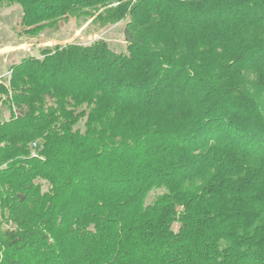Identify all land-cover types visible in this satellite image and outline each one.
I'll use <instances>...</instances> for the list:
<instances>
[{
	"label": "trees",
	"instance_id": "obj_1",
	"mask_svg": "<svg viewBox=\"0 0 264 264\" xmlns=\"http://www.w3.org/2000/svg\"><path fill=\"white\" fill-rule=\"evenodd\" d=\"M10 4L28 37L124 21L126 52L0 80V264H264V0Z\"/></svg>",
	"mask_w": 264,
	"mask_h": 264
},
{
	"label": "rangeland",
	"instance_id": "obj_2",
	"mask_svg": "<svg viewBox=\"0 0 264 264\" xmlns=\"http://www.w3.org/2000/svg\"><path fill=\"white\" fill-rule=\"evenodd\" d=\"M21 11V7L17 4L0 6V80H7L10 74L9 67L22 58L26 56L39 58L40 49L44 47L70 43L89 45L94 41L103 40L115 52H126L123 36L124 21L101 28L90 20L77 21L69 18L65 22L58 23L59 27L54 30H45L39 35L28 37L19 34L18 22ZM7 116L8 109L0 105V120L6 119ZM152 197L153 194L149 200Z\"/></svg>",
	"mask_w": 264,
	"mask_h": 264
},
{
	"label": "built area",
	"instance_id": "obj_3",
	"mask_svg": "<svg viewBox=\"0 0 264 264\" xmlns=\"http://www.w3.org/2000/svg\"><path fill=\"white\" fill-rule=\"evenodd\" d=\"M32 147H36V143H33V144H32Z\"/></svg>",
	"mask_w": 264,
	"mask_h": 264
}]
</instances>
